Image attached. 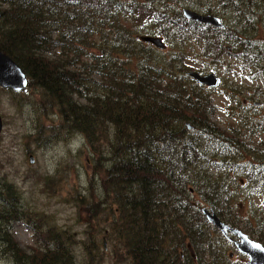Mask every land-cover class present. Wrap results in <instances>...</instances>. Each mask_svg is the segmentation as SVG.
<instances>
[{
	"label": "trees",
	"instance_id": "1",
	"mask_svg": "<svg viewBox=\"0 0 264 264\" xmlns=\"http://www.w3.org/2000/svg\"><path fill=\"white\" fill-rule=\"evenodd\" d=\"M184 8L218 15L223 28L186 20ZM0 51L56 109L52 134L80 136L93 156L107 148L99 173L116 207L109 236L130 264H245L200 208L238 228L232 189L264 196V139L241 134L264 136V115L218 127L213 89L187 76L203 74L187 60L226 70L243 60L248 79L263 82L251 96L264 98V0H0ZM0 218V244L16 264H73L70 237L26 253L11 235L25 218L15 210Z\"/></svg>",
	"mask_w": 264,
	"mask_h": 264
},
{
	"label": "rangeland",
	"instance_id": "2",
	"mask_svg": "<svg viewBox=\"0 0 264 264\" xmlns=\"http://www.w3.org/2000/svg\"><path fill=\"white\" fill-rule=\"evenodd\" d=\"M226 19V26L235 22ZM187 64L218 78L217 87L210 93L217 108L213 122L218 127L241 128L246 116L264 115V98L251 96V91L256 86L261 88L263 82L259 78L248 79L249 70L243 69V60L230 61L229 70L211 67L195 55ZM50 103L41 102L37 90L13 93L0 88V215L15 210L16 215L25 218L13 225L11 235L26 253L70 237L73 264H130L124 253L114 248L109 236V223L116 207L113 195L107 193V180L101 181L99 173L108 150L103 146L101 155L93 156L82 138L59 140L64 135L52 134L57 133L60 119ZM251 105L256 109L252 111ZM43 126L47 128L44 133ZM243 130L244 142L254 144L264 139L261 132H250L247 127ZM232 195V218L242 223L236 229L252 240H263L264 196H248L242 188L232 189ZM192 198L201 203L196 195ZM1 221L0 218L3 224ZM259 234L262 236L258 237ZM6 249L0 244V264H16ZM228 254L232 260H246L233 249L229 248Z\"/></svg>",
	"mask_w": 264,
	"mask_h": 264
},
{
	"label": "water",
	"instance_id": "3",
	"mask_svg": "<svg viewBox=\"0 0 264 264\" xmlns=\"http://www.w3.org/2000/svg\"><path fill=\"white\" fill-rule=\"evenodd\" d=\"M181 14L183 18L188 21L212 26L217 29L223 28V24L219 18L214 15L200 14L185 8L181 10ZM139 40L143 43L152 45L158 50L164 49V44L159 37L140 36ZM187 76L198 85L208 89L216 88L218 83L217 77L212 72L204 75L197 72H188ZM27 85V77L23 70L9 56L0 51V88L13 93H27ZM186 127L188 130L192 129L189 125H186ZM29 159L30 162H33L31 156ZM200 213L205 221L213 226L223 238L232 242L235 250L239 254L246 256V264H264V248L259 243L249 239L248 236L240 230L229 227L221 222L211 210L202 207L200 208Z\"/></svg>",
	"mask_w": 264,
	"mask_h": 264
},
{
	"label": "bare ground",
	"instance_id": "4",
	"mask_svg": "<svg viewBox=\"0 0 264 264\" xmlns=\"http://www.w3.org/2000/svg\"><path fill=\"white\" fill-rule=\"evenodd\" d=\"M206 15V14H205ZM220 20V19H219ZM221 21V20H220ZM222 23V22H221ZM223 24V23H222ZM162 41V40H161ZM165 48V47H164ZM164 50V49H163ZM222 222V221H221ZM225 224V223H224ZM227 225V224H226ZM230 227V226H229ZM233 228V227H232ZM236 229V228H235ZM239 230V229H238ZM242 232V231H241ZM243 233V232H242ZM245 234V233H244Z\"/></svg>",
	"mask_w": 264,
	"mask_h": 264
},
{
	"label": "flooded vegetation",
	"instance_id": "5",
	"mask_svg": "<svg viewBox=\"0 0 264 264\" xmlns=\"http://www.w3.org/2000/svg\"><path fill=\"white\" fill-rule=\"evenodd\" d=\"M246 262V260L244 261V263Z\"/></svg>",
	"mask_w": 264,
	"mask_h": 264
}]
</instances>
